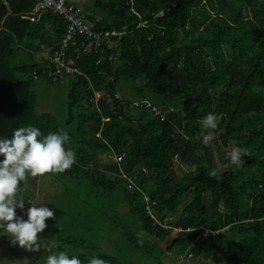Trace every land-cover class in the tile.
<instances>
[{"label": "trees", "instance_id": "1", "mask_svg": "<svg viewBox=\"0 0 264 264\" xmlns=\"http://www.w3.org/2000/svg\"><path fill=\"white\" fill-rule=\"evenodd\" d=\"M91 2L95 12L83 19L96 31H115V44L85 52L77 39L65 55L80 73L56 74L50 57L61 50L63 17L37 0H0V138L28 125L44 135L63 129L76 161L45 176L84 178L111 198L119 189L129 215L166 240L169 252L264 264V0ZM65 78L68 127L37 111L35 90L37 80ZM141 100L164 117L135 105ZM209 113L220 119L215 139L247 150L239 167L229 158V168L217 171L212 142L202 143L200 122ZM120 153L119 164L103 163ZM184 165L193 169L178 176ZM21 195L28 207L16 211L26 220L36 201ZM99 257L115 264L119 256Z\"/></svg>", "mask_w": 264, "mask_h": 264}, {"label": "rangeland", "instance_id": "2", "mask_svg": "<svg viewBox=\"0 0 264 264\" xmlns=\"http://www.w3.org/2000/svg\"><path fill=\"white\" fill-rule=\"evenodd\" d=\"M67 1L71 2L70 0ZM75 2L71 3L78 7ZM81 17L83 18L82 15ZM224 51L229 57V49L224 46ZM35 90L38 99L37 111L40 113L49 112L54 114L60 125L68 127L67 95L69 88L67 79L65 78L56 84H50L44 80H37L35 83ZM99 95L100 94L97 93L96 98H99ZM217 122H220L219 118ZM214 130L208 129L202 134L205 135L211 132L214 136L212 147L215 154L216 169L219 173H223L229 168L227 159L231 158L230 153L232 149L236 147L234 142L223 145L219 139H215L216 134ZM112 161L113 156L107 154L103 163L109 164ZM103 166L105 167V165ZM192 169V165H184L180 170L176 171L178 176H182L183 170L190 171ZM31 179L32 176L29 174L27 181ZM48 195L49 196L44 198L42 205H40V198L39 200L37 199L34 204H37V206L49 207L54 211L55 219L49 218L46 221L48 227L44 232L40 233L39 236L41 237V242L44 244L55 242L57 247L52 248L51 252L43 247L40 252H30L28 254H26V252L24 254L19 252L18 256L15 258V263L32 264V262H35L34 264H46L48 255L52 253L58 254L60 251H64L70 258L72 256H77L82 264H89L90 259L93 257L103 259L107 264L109 260L99 257L101 252H103L101 249L102 242L104 238L112 239L115 237L114 233L117 232V229H121L122 234L119 235L120 237L116 236L113 240L117 239L115 244L122 247L120 251L122 253H120L116 263L127 264L131 259V251L138 252L137 250L134 251L132 245L138 243L140 234H142L143 231L141 232L140 230V224L134 221L133 217L129 215L130 206L126 201H123V194L119 189L116 193L112 192L113 198H111L109 197L110 194H107L106 191H103L101 188H93L89 181L84 178L74 177L58 179L53 176L50 194ZM29 207H31V203ZM170 217L171 215L165 219L163 225L167 224ZM161 242L164 245L166 244V240H162ZM7 243L8 240L2 242L1 246H6ZM151 244L152 242L146 245L145 249L139 248L136 257L140 259L139 263L170 264L167 261V256H165L167 252L162 245L159 247V244H157L156 246L150 247ZM34 253H36L35 256L30 257ZM175 254L176 252H173L172 255ZM114 257H116V254ZM197 257L198 259L200 258L199 256ZM192 258H194V256ZM202 258L203 260L201 259L198 264H214L210 262L209 259ZM211 260L214 261L215 259L213 258ZM180 261L182 262L183 260ZM193 261L195 262V260ZM193 261L189 259L182 264H194Z\"/></svg>", "mask_w": 264, "mask_h": 264}, {"label": "clouds", "instance_id": "3", "mask_svg": "<svg viewBox=\"0 0 264 264\" xmlns=\"http://www.w3.org/2000/svg\"><path fill=\"white\" fill-rule=\"evenodd\" d=\"M139 83V81H138ZM203 130L216 129L217 117L209 113L200 122ZM70 136L61 129L44 135L35 126L19 127L13 131L11 138H0V229L10 236V243L25 249L28 252H40L42 247L49 252L57 247L55 242L44 244L41 242L40 233L48 227L46 221L55 219V213L47 206H37L31 203L27 209L25 220L17 215V208L23 210L25 199L21 195V182L27 183L28 175L32 177L46 174L64 173L71 169L76 161L75 153L65 148L70 142ZM214 136L211 132L203 135L202 143L209 146ZM242 155H247V150L242 152L233 148L230 157L232 164L237 167L241 164ZM210 177H218L216 170L209 172ZM46 264H82L77 256H72L60 251L47 256ZM89 264H106V261L93 257Z\"/></svg>", "mask_w": 264, "mask_h": 264}, {"label": "built area", "instance_id": "4", "mask_svg": "<svg viewBox=\"0 0 264 264\" xmlns=\"http://www.w3.org/2000/svg\"><path fill=\"white\" fill-rule=\"evenodd\" d=\"M37 5L43 8H47L52 10L54 13L58 14L59 16L63 17V19L67 23L66 32L61 41V50L54 53L50 58L51 62L55 65V73L61 74L63 71L66 73H80L76 68H73L66 63V55L65 50L69 48L70 45L76 43L77 39H83L86 41V45L84 48L85 52L91 50V48L101 49L104 46L108 48L112 47L115 42L111 40V36L116 35V32L111 31H96L94 30L91 23L87 20L83 19L80 15V9L73 5V3L68 2L67 0H37ZM45 55H50V50L45 51ZM110 59H116L113 55ZM53 74V73H52ZM50 74V75H52ZM118 97V94H116ZM135 105L144 107L156 115H161L163 118L165 112L161 111L160 108L157 106L152 105L150 102L136 101ZM124 157V153L115 154L113 156V161L116 163H120ZM140 170L143 173H147V169L145 167H141ZM136 177V173H133L132 176H127L128 178V188H132L134 185V179ZM27 204L25 203V207L23 210L27 208ZM150 213V211H149ZM152 215V214H151ZM157 222V221H155ZM159 223V222H158ZM207 230L203 229V234H206ZM192 253H184L180 255V260H185L188 258H192Z\"/></svg>", "mask_w": 264, "mask_h": 264}, {"label": "crops", "instance_id": "5", "mask_svg": "<svg viewBox=\"0 0 264 264\" xmlns=\"http://www.w3.org/2000/svg\"><path fill=\"white\" fill-rule=\"evenodd\" d=\"M71 2H75V4L78 6V8L80 9V13L83 17L92 14L95 12V10L93 9L92 6V2L91 0H70ZM88 8V10H87ZM84 10V11H83ZM97 20L102 18V15H97L96 16ZM53 181V177L51 176H38V177H32V179L30 181H27V183H24L23 188H21L22 193L28 197L29 199H34L35 201H37V199L41 200V204L44 202V198L49 196L48 194H50V190H51V182ZM124 201V200H123ZM164 227L166 228L167 225H164ZM140 230L142 232V234H140V238L138 239V243H136L135 245H132L134 248V251L137 250L139 252V248H144L145 246L148 245L150 242H152V244L150 245V247L152 246H156L157 244H159L160 246L162 245V247L164 248V244H162V240H160L159 238H156L150 234H148L147 232H145L141 226H140ZM178 229H175V231H177ZM115 237L119 236L120 234H122V230L121 229H117V232L114 233ZM115 237H113L112 239L109 238H104L103 242H102V246L101 249L103 252H101L102 254L105 255H114L116 254V256H120V251L122 250L121 246H117V244H115V240H113ZM120 237V236H119ZM136 239V238H135ZM8 243L6 246H1L0 248V264H17L15 263V258L18 256V253L21 252V254H24L26 252V254L30 253L26 250H23L21 247H19V245L17 244L16 246H12V244L10 243V238L7 234H1L0 235V242H4L7 241ZM137 241V239H136ZM157 241V242H156ZM160 241V242H159ZM148 242V244H147ZM156 242V243H155ZM0 243V245H1ZM159 246V247H160ZM165 249V248H164ZM166 250V249H165ZM138 252H132L131 251V259L127 262V264H141L140 259H137V255ZM167 253H165V256H167L166 258L168 259V263L170 264H182L186 261H188L189 259H191L192 261L195 260V262L193 261L194 264H198L199 261L203 258L200 257L198 259L197 256H194V258H188L183 260L182 262L179 259V255L175 254L172 255V252H169L166 250ZM36 253H34L33 255H31L30 257H34ZM215 259L214 261H212L211 259ZM210 262H213L214 264H222L223 259L216 255L214 257H211L209 259ZM33 263V262H32ZM19 264H21L19 262ZM143 264V262H142Z\"/></svg>", "mask_w": 264, "mask_h": 264}]
</instances>
